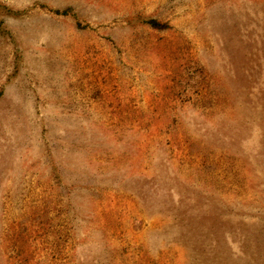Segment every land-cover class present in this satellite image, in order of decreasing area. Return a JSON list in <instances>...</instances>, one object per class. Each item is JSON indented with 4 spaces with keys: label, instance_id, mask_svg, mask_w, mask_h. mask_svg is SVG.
I'll return each mask as SVG.
<instances>
[{
    "label": "rangeland",
    "instance_id": "374dc122",
    "mask_svg": "<svg viewBox=\"0 0 264 264\" xmlns=\"http://www.w3.org/2000/svg\"><path fill=\"white\" fill-rule=\"evenodd\" d=\"M0 264H264V0H0Z\"/></svg>",
    "mask_w": 264,
    "mask_h": 264
},
{
    "label": "trees",
    "instance_id": "16d2710c",
    "mask_svg": "<svg viewBox=\"0 0 264 264\" xmlns=\"http://www.w3.org/2000/svg\"><path fill=\"white\" fill-rule=\"evenodd\" d=\"M65 13H67V11H64ZM148 24L154 28V29H158V30H168L170 29V25L168 23H161L157 20H149Z\"/></svg>",
    "mask_w": 264,
    "mask_h": 264
}]
</instances>
